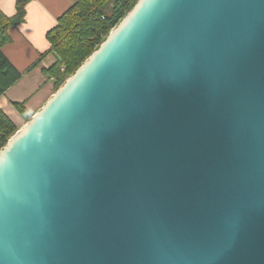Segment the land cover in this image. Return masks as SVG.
Segmentation results:
<instances>
[{
	"label": "water",
	"instance_id": "water-1",
	"mask_svg": "<svg viewBox=\"0 0 264 264\" xmlns=\"http://www.w3.org/2000/svg\"><path fill=\"white\" fill-rule=\"evenodd\" d=\"M0 264H264V0H139L0 151Z\"/></svg>",
	"mask_w": 264,
	"mask_h": 264
},
{
	"label": "trees",
	"instance_id": "trees-1",
	"mask_svg": "<svg viewBox=\"0 0 264 264\" xmlns=\"http://www.w3.org/2000/svg\"><path fill=\"white\" fill-rule=\"evenodd\" d=\"M138 1L76 0L59 18L58 25L46 35L51 48L44 55L54 54L57 59L43 70L54 83V94L99 49ZM28 3L29 0H17V11L12 17H7L0 10V97L23 75L9 61L3 49L12 41L10 29L25 22ZM15 107L27 123L32 119L33 116L25 110V104H15ZM17 132L15 124L0 108V151Z\"/></svg>",
	"mask_w": 264,
	"mask_h": 264
},
{
	"label": "crops",
	"instance_id": "crops-1",
	"mask_svg": "<svg viewBox=\"0 0 264 264\" xmlns=\"http://www.w3.org/2000/svg\"><path fill=\"white\" fill-rule=\"evenodd\" d=\"M76 0H30L26 6L25 22L9 31L11 43L3 49L14 67L23 75L0 97V108L15 124L24 126L15 104H25L28 114L34 116L54 95V83L44 73L56 56H44L51 48L46 35L58 25L59 18ZM17 0H0V10L7 17L16 14ZM34 64L35 67L31 68ZM31 68V69H30Z\"/></svg>",
	"mask_w": 264,
	"mask_h": 264
},
{
	"label": "rangeland",
	"instance_id": "rangeland-1",
	"mask_svg": "<svg viewBox=\"0 0 264 264\" xmlns=\"http://www.w3.org/2000/svg\"><path fill=\"white\" fill-rule=\"evenodd\" d=\"M31 1H32V0H31ZM29 2H30V0H29ZM27 5H28V4H27ZM53 94H54V92H53ZM22 118H23V117H22ZM23 120L25 121L24 118H23ZM26 123H27V122L25 121V124H26ZM25 124H24V125H25ZM22 127H23V126H21V127H17V129L20 130Z\"/></svg>",
	"mask_w": 264,
	"mask_h": 264
}]
</instances>
